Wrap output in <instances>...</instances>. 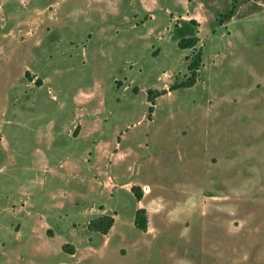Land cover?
<instances>
[{
	"label": "rangeland",
	"instance_id": "374dc122",
	"mask_svg": "<svg viewBox=\"0 0 264 264\" xmlns=\"http://www.w3.org/2000/svg\"><path fill=\"white\" fill-rule=\"evenodd\" d=\"M175 1L0 0V264H264V0Z\"/></svg>",
	"mask_w": 264,
	"mask_h": 264
},
{
	"label": "trees",
	"instance_id": "16d2710c",
	"mask_svg": "<svg viewBox=\"0 0 264 264\" xmlns=\"http://www.w3.org/2000/svg\"><path fill=\"white\" fill-rule=\"evenodd\" d=\"M232 14V10H230L227 13V16L230 17ZM188 31L180 30V27L176 28V35H177V46L180 49H185V48H193L197 42H198V37L195 35L190 27L196 26V21L195 20H189L188 22L184 23ZM191 31V32H190ZM188 32V33H186ZM201 64V54L197 53L194 57L190 58L188 64H187V70L189 71V76L188 78L183 81L182 83H179L178 86L181 87H189L192 86L195 81H196V76H197V70ZM158 92L148 89L147 90V99L149 101H152L154 98V95H157ZM132 191L135 192L136 198L138 200L141 199V193H140V187L138 186H132L131 187ZM114 223V218L111 215H101L95 219H92L88 223V229L90 231H96L100 232L102 234H106L109 229L112 227ZM134 226L138 228L139 230L146 231L147 229V216L144 208H137L135 211V216H134ZM67 245H64V248H66Z\"/></svg>",
	"mask_w": 264,
	"mask_h": 264
},
{
	"label": "crops",
	"instance_id": "0c3cea01",
	"mask_svg": "<svg viewBox=\"0 0 264 264\" xmlns=\"http://www.w3.org/2000/svg\"><path fill=\"white\" fill-rule=\"evenodd\" d=\"M160 2H163V3H165L166 5L164 6V13H165V15H166V22H165V24L170 20V22H173L174 20H176V18L179 16L176 12H175V10H173V9H177L178 8V6H179V8H181L183 11L186 9V4L184 3V2H178V1H175V0H169L168 2L169 3H167L166 1H163V0H138V4H139V6L141 7V9L144 11V15H147L148 16V19H149V21L152 23V22H154L156 19H157V15L155 14V11H156V8H157V6H158V4L160 3ZM177 7V8H176ZM179 18V17H178ZM180 18H182V17H180ZM184 20V22H188L189 20H195L196 21V23L198 24V21L196 20V19H189V17H187L186 19H183ZM164 24V25H165ZM196 24V25H197ZM169 25V24H168ZM154 25H150V26H148L144 31H143V38H147V39H152L153 38V40H156L157 42H160L159 40H162L163 39V37L162 36H157L158 35V33L159 34H161L162 33V31L159 29V28H153V29H151V27H153ZM179 26V25H178ZM178 26H176V27H178ZM169 27V26H168ZM164 28V27H163ZM162 28V29H163ZM166 28V30H167V27H165ZM160 30V31H159ZM168 31H169V29H168ZM186 33H188V32H186ZM162 38V39H161ZM163 42V41H162ZM166 43V42H165ZM177 44V43H176ZM3 140H4V138H3V136L1 137V139H0V145H1V143L3 144ZM1 147V146H0ZM3 148V147H2ZM2 152H4V153H6V157H5V159L4 160H6V162L8 163V162H12L11 161V159H9L8 158V152L7 151H2ZM10 157H12V156H10ZM10 164V166L11 165H13V163H9ZM1 168L2 167H0V170H1ZM9 171H11V170H9V168H8V170H7V172L6 173H0V174H7ZM7 190V189H6Z\"/></svg>",
	"mask_w": 264,
	"mask_h": 264
}]
</instances>
